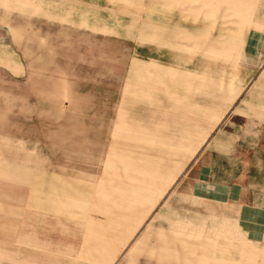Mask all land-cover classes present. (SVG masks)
<instances>
[{
	"label": "rangeland",
	"instance_id": "rangeland-1",
	"mask_svg": "<svg viewBox=\"0 0 264 264\" xmlns=\"http://www.w3.org/2000/svg\"><path fill=\"white\" fill-rule=\"evenodd\" d=\"M165 1L180 0H0V163L23 173L0 181V201L15 210L0 214V264H110L96 250L86 256L90 231L115 218L133 187L145 197L132 239L143 250L129 264H226L244 260L247 247L263 261L261 121L248 126L254 163H219L214 151L166 145L146 127L157 98L144 92L138 58L165 52L181 30ZM189 1L205 4L199 14L210 20L221 10V0ZM245 122L238 118L236 129ZM180 232L186 246L172 242ZM152 247L189 259L159 262ZM125 248L122 241L112 260L127 264Z\"/></svg>",
	"mask_w": 264,
	"mask_h": 264
},
{
	"label": "crops",
	"instance_id": "crops-1",
	"mask_svg": "<svg viewBox=\"0 0 264 264\" xmlns=\"http://www.w3.org/2000/svg\"><path fill=\"white\" fill-rule=\"evenodd\" d=\"M204 6L200 1L192 4L189 0H180L174 5L165 1V5H160L173 8L170 23L180 26L181 30L172 31L169 38L172 42L165 52L138 58L145 73V78L139 80L144 84V92L152 99L157 98L155 103H150L154 108L146 127L166 145L176 144L202 153L214 151L221 158L219 163H254L253 132L248 131V126H253L257 118L261 121L260 139L254 144L264 150V0H221L218 5L221 10L212 20L204 11L199 14ZM176 8H180V15L174 20L172 15ZM190 9H196V13ZM206 73L216 74V78L206 81L203 79ZM238 118L246 121L240 130L235 124ZM205 120L210 122L204 126ZM122 165L140 174H157L147 165ZM170 173L165 178L168 184L176 177L174 172ZM22 175L19 167L0 163V181L22 180ZM64 189L59 188L62 192ZM132 189L131 196L123 195L115 218L107 217L111 214L107 212V226L90 231L89 239L95 242L88 246L86 256H96L92 253L96 250L102 263L118 264L117 258L112 259L121 254L122 241L126 247L122 255L127 264L142 252L141 242H132V239L137 231L136 223L142 221L139 206L145 202V197L141 195V188ZM65 197L69 204L77 205L79 201L75 196L65 194ZM104 202L108 207L111 199L106 198ZM14 211L12 206L0 201V214ZM2 228L6 230L7 225L2 223ZM172 242L182 246L188 243L181 232ZM241 250L244 260L226 264H264V259L260 263L255 259L260 253L248 247ZM148 252L159 262L167 258H183L186 262L189 259L187 254L180 255L166 247L159 250L152 247Z\"/></svg>",
	"mask_w": 264,
	"mask_h": 264
}]
</instances>
